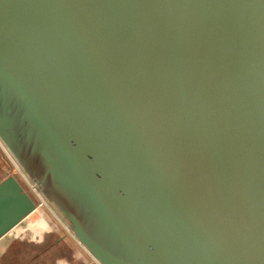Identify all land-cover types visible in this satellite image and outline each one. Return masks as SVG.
Returning <instances> with one entry per match:
<instances>
[{"label":"water","instance_id":"obj_1","mask_svg":"<svg viewBox=\"0 0 264 264\" xmlns=\"http://www.w3.org/2000/svg\"><path fill=\"white\" fill-rule=\"evenodd\" d=\"M0 141L100 264H264V0H0Z\"/></svg>","mask_w":264,"mask_h":264},{"label":"rangeland","instance_id":"obj_2","mask_svg":"<svg viewBox=\"0 0 264 264\" xmlns=\"http://www.w3.org/2000/svg\"><path fill=\"white\" fill-rule=\"evenodd\" d=\"M10 175H15L20 182L24 178L22 171L0 142V181ZM32 197L34 196L32 195ZM34 199L39 205L36 209L38 211L35 210L31 215H29L27 217L28 220L26 219L24 223L19 225L16 228L17 233L13 235L16 237V242L19 243V245H17L16 254L25 249L42 250L58 245L60 253L65 255L67 258V263L64 262V264H100L77 241V239H75L71 231L66 228L63 221L56 215L47 202L46 204H39L40 200L36 197H34ZM39 213L43 216L45 225L43 228H40L39 226L34 228L33 224L38 218ZM30 225L33 227L32 229ZM19 230L21 231L18 232ZM72 238H74L77 243H75Z\"/></svg>","mask_w":264,"mask_h":264},{"label":"crops","instance_id":"obj_3","mask_svg":"<svg viewBox=\"0 0 264 264\" xmlns=\"http://www.w3.org/2000/svg\"><path fill=\"white\" fill-rule=\"evenodd\" d=\"M23 221L19 225L24 223ZM20 231L21 230H19L18 232ZM13 237L15 236H13L11 232H9L0 239V264H64V262L67 263V258L65 257V255H62L60 253L58 245H55L49 249L45 248L42 250L25 249L16 254V249L18 247L17 245H19V243L16 242V237ZM72 239L74 240V238ZM75 243L77 242L75 241Z\"/></svg>","mask_w":264,"mask_h":264},{"label":"built area","instance_id":"obj_4","mask_svg":"<svg viewBox=\"0 0 264 264\" xmlns=\"http://www.w3.org/2000/svg\"><path fill=\"white\" fill-rule=\"evenodd\" d=\"M24 175V174H23ZM23 180H24V182H25V184H26V186H27V191H28V193L31 195H33L34 197H36L38 200H40L39 201V204H41V203H45L46 204V201L44 200V198L42 197V195H41V193H40V191H39V189L35 186V184L32 182V181H30L25 175H24V178H23ZM26 190V189H25ZM31 195V196H32ZM33 197V198H34ZM36 201V200H35ZM37 203V202H36ZM38 204H37V208H38ZM36 208V209H37ZM24 221H26V219L24 220ZM23 221V222H24ZM18 226H16L14 229H12L10 232L12 233V235H15V233H17V230H16V228H17Z\"/></svg>","mask_w":264,"mask_h":264},{"label":"bare ground","instance_id":"obj_5","mask_svg":"<svg viewBox=\"0 0 264 264\" xmlns=\"http://www.w3.org/2000/svg\"><path fill=\"white\" fill-rule=\"evenodd\" d=\"M1 142V141H0ZM2 146H4L3 144H2ZM36 211H38V210H36ZM34 212V211H33ZM32 212V213H33ZM60 221V220H59ZM45 221H44V219H43V216L39 213V216H38V218L36 219V221H35V223L33 224V227L35 228V227H37V226H39L40 228H43V226L45 225V223H44ZM47 225V224H46ZM31 226V225H30ZM32 226H31V229L33 228ZM47 229V228H46ZM28 230V229H27ZM45 230V229H44ZM18 235H20V234H18ZM33 236V235H32Z\"/></svg>","mask_w":264,"mask_h":264},{"label":"trees","instance_id":"obj_6","mask_svg":"<svg viewBox=\"0 0 264 264\" xmlns=\"http://www.w3.org/2000/svg\"><path fill=\"white\" fill-rule=\"evenodd\" d=\"M21 184L24 186V188L27 190V186H26V184H25V182L22 180L21 181ZM25 184V185H24Z\"/></svg>","mask_w":264,"mask_h":264}]
</instances>
